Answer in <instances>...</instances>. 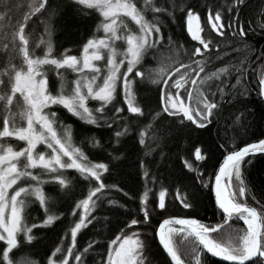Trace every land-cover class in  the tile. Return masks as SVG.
Wrapping results in <instances>:
<instances>
[{
    "label": "snow or ice",
    "instance_id": "obj_1",
    "mask_svg": "<svg viewBox=\"0 0 264 264\" xmlns=\"http://www.w3.org/2000/svg\"><path fill=\"white\" fill-rule=\"evenodd\" d=\"M74 2L95 10L100 16L96 33L83 45L79 57L69 54L70 50H65L60 57H56L50 39H41L37 45L46 46L42 56L31 50L30 36L26 34L27 21L32 15L44 10L48 3V0H32L29 5L30 12L13 31L7 66L0 70V113L3 121L0 129V242H3L0 246V264H16L12 254L19 246V238L23 236L26 243H31L35 239L33 229L51 226L60 218L52 211L51 197L45 192L44 186L58 184L61 190L69 189L72 181L66 172L72 169L87 182V195L78 200L73 209V216L77 215V209L80 210L79 220L70 228L71 244L67 246L66 254H63L62 247H57L48 258V264H70L69 257L74 255L77 235L92 223L89 216L97 207V201L100 199L98 194L108 187L102 179L104 173L109 171L108 165L93 162L88 158L83 149L74 142L72 126L59 121L53 106L66 109L72 116L88 125L100 127L103 123L111 128L108 111L111 108L114 114L122 112L120 107H116L122 87L123 102L127 105V111L134 115H143L133 89V77L145 78V73L140 71L138 66L147 52L156 48L162 40L158 19L154 16L153 20H149L146 13L149 10L157 13L164 9L156 8L153 0H144L143 6L138 5L137 0ZM236 3H242V0H236ZM180 10L184 11V8L181 7ZM199 21V15L188 9L187 32L191 39L199 42L204 52H207L211 41L203 38V28ZM221 21L219 12L215 16L209 13L208 22L211 29L219 36L224 35L225 26ZM45 32L50 36L47 24ZM101 32L103 36L98 35ZM235 34L234 32L233 35ZM239 35L246 36L242 27L239 29ZM7 47L5 45L6 50ZM204 52L200 47H196L191 55L203 56ZM178 56L177 50L176 60L171 63L162 62L158 68L150 70L148 78L152 84L164 85L160 89L163 112L169 116L182 115L181 123L190 121L197 129H204L211 123L210 118L218 104L209 100L207 95L196 87L197 79L190 77L193 73L195 77H200V74L205 72V61L192 60L186 64L181 62ZM167 59L172 60L171 57ZM16 60H19V63H16ZM176 64L179 66L176 67ZM181 69L184 71L181 72ZM236 70L241 71L240 68ZM50 72L56 74L58 86L55 89L50 82ZM70 73L73 74L72 79H69ZM227 74L229 67H221L204 76L200 83L204 84L213 78L220 79L222 75ZM5 76L7 82L3 79ZM240 82L241 77L238 76L237 84ZM189 83L192 87H188ZM260 85V96L264 97V78L260 80ZM172 89H175V92ZM182 89L187 94L189 103L182 98ZM92 101L97 102L98 106L90 107ZM17 117L21 123L17 122ZM146 131L145 129L140 132L141 145H145ZM127 132V124L122 131L117 130V142ZM9 137L23 142L24 146L17 149L12 144L5 143L4 140ZM90 143L93 147H99L100 144L95 137L90 138ZM39 146H44L43 150ZM257 153L264 154V139L238 150L228 151L214 173V184L211 180L201 181L203 187L214 193L215 205L223 214V224L206 225L198 219L181 217L167 218L159 224L155 234L173 264H185L174 241L177 235L182 236L184 254L189 256L194 264H205V251L228 264H248L250 261L253 264H264V205L258 210L247 204L244 199L247 185L242 170L245 162L251 163L245 161V158ZM195 158L198 161L207 159L200 148L195 149ZM184 163L185 167L192 170L191 163L187 160ZM143 166L141 163V167ZM144 175L147 176L148 173L145 172ZM149 192L150 190L146 189L140 197V211L143 213L142 222L145 225L150 222L147 210ZM166 195L165 189L158 193L160 210H166ZM176 199L184 209L195 206L186 196H181L179 191ZM37 202L43 209L45 218L40 225L29 224L27 211ZM230 221H243L246 227L223 232L225 225ZM140 223V220L133 218L127 227L131 228ZM214 233L217 235L213 236ZM139 236L137 232L123 235L122 230V234L108 245L106 264H144V242ZM91 247L92 244H89L84 252L74 255L76 264H82L84 253ZM58 254L62 255L58 257ZM32 264L36 262L33 261Z\"/></svg>",
    "mask_w": 264,
    "mask_h": 264
},
{
    "label": "trees",
    "instance_id": "obj_2",
    "mask_svg": "<svg viewBox=\"0 0 264 264\" xmlns=\"http://www.w3.org/2000/svg\"><path fill=\"white\" fill-rule=\"evenodd\" d=\"M29 3L30 0H0V52L5 50V53L0 54V70L7 66L13 31L29 13ZM137 3L143 6L144 0H137ZM153 5L164 9L157 13L151 10L146 13L147 19L153 20L154 16L158 19L162 40L156 48L147 52L138 66L145 73V78L133 77V89L143 115L127 111L121 89L116 107H120L122 112L114 114L111 108L108 111L111 128L103 123L100 127L88 125L62 107H53L59 121L72 126L74 142L88 158L109 167V171L102 177L108 187L98 194L100 199L97 207L89 216L92 223L77 235L74 255L84 252L92 244L91 249L84 253L82 264H106L108 245L122 234V230L123 235L133 232L140 234L139 238L144 242V264H170L155 239L158 224L171 217L194 218L206 225L220 224L222 216L213 202L212 193L209 188L203 187L201 181H212L228 151L264 138V100L260 96V80L264 74V0H242L239 4L236 0H153ZM181 7L184 11L180 10ZM188 9L199 15L202 36L206 41H211L207 52L187 32ZM210 12L213 16L220 13L221 22L225 26L223 36L212 31L208 22ZM99 22L100 16L95 10L78 5L73 0H48L46 8L27 21L26 34L30 36L31 50H36L39 55H42L44 47H36L38 42L50 39L56 57H60L65 50H70L69 54L79 57L83 45L96 33ZM46 24L50 36L45 32ZM241 27L246 33L244 37L239 35ZM5 45L8 46L7 50ZM196 47L201 48L203 56L191 55ZM177 50L178 58L183 63L201 59L205 61V72L200 77H195L194 73L190 77L197 79L196 87L209 100L218 104L210 118L211 123L204 129H197L190 121L181 123L182 116H169L163 112L160 89L164 85L152 84L148 78L150 70L158 68L162 62L171 63L176 60ZM168 57L172 60H168ZM15 62L19 63V60ZM175 66L178 67L179 64ZM226 66L229 67V74L200 83L204 76ZM237 68L241 71L238 72ZM238 76L241 77L239 84ZM49 78L55 89L58 86L55 72H50ZM188 87H192L191 83ZM172 91L174 92L173 89ZM181 92L182 98L189 103L187 94L183 89ZM89 106L96 107L98 104L92 101ZM2 124L0 113V129ZM126 124L128 132L117 142L115 133L117 130L122 131ZM145 129V145H141L140 132ZM92 137L100 142L99 147L92 146ZM4 142L17 149L23 147L18 141L5 139ZM196 148L201 149L206 160H196ZM185 160L193 165L192 170L185 167ZM245 161L251 163L245 162L242 165L247 185L244 199L249 206L259 210L264 205V154L249 157ZM145 172L148 173L147 176L144 175ZM66 175L72 181L69 189L61 190L58 184L44 186L45 192L51 197L50 207L60 218L51 226L33 229L35 239L31 243H26L23 236L19 238V246L12 254L16 264H32L33 261L36 264H48L52 252L67 242L70 228L79 220L78 212L76 216L72 215L73 209L78 200L86 197L88 185L76 171L67 170ZM93 184L95 185L94 181ZM146 189L150 190L147 201L150 222L147 225L142 222L143 213L140 211V197ZM161 189L167 190L166 210L158 207V193ZM178 191L181 196H186L189 202L194 203V208L182 207L176 199ZM110 201L115 203H109ZM44 218V211L38 202L27 211L29 224L40 225ZM133 218L141 223L128 228L127 225ZM241 227H245L242 221H232L223 232ZM174 241L185 264H194L184 254L182 236H175ZM74 255L69 258L70 264H76ZM204 261L205 264H226L205 253Z\"/></svg>",
    "mask_w": 264,
    "mask_h": 264
},
{
    "label": "rangeland",
    "instance_id": "obj_3",
    "mask_svg": "<svg viewBox=\"0 0 264 264\" xmlns=\"http://www.w3.org/2000/svg\"><path fill=\"white\" fill-rule=\"evenodd\" d=\"M74 1V0H73ZM32 3V0H30V3H29V5ZM29 12H30V8H29ZM100 34V36H103V33L101 32V33H99ZM19 42V41H18ZM197 42V41H196ZM197 43H199V42H197ZM40 44V41L38 42V44L37 45H39ZM37 45H36V47H37ZM44 48H43V53H42V55L44 54V51L46 50V46L45 45H42ZM32 51H34L35 53H36V55H38V56H42V55H39V53H37V51L36 50H32ZM81 52H82V50H81ZM81 52H80V55H81ZM2 53H5V50H3V51H1L0 52V54H2ZM79 55V56H80ZM0 63H2V62H0ZM7 77L5 76V77H3V79H6ZM73 78V74H69V79H72ZM7 80V79H6ZM121 90H122V87H121ZM174 90V92H175V89H173ZM122 95H123V91H122ZM126 105V104H125ZM54 107V106H53ZM126 108H127V105H126ZM66 110V109H65ZM18 111V110H17ZM67 111V110H66ZM70 114V113H69ZM182 116V115H181ZM76 118V117H75ZM17 122L18 123H21L22 121H20L19 120V117H17ZM6 139H8V140H14V141H16L14 138H11V137H9V138H6ZM19 142V141H18ZM20 143H22L23 144V142H20ZM23 146H24V144H23ZM40 148H41V150H43V148H44V146H39ZM69 171H75V170H72V169H69ZM79 209H77V212H78V218H79ZM222 222H223V219H222ZM222 222L220 223V224H222ZM232 222V221H231ZM242 223H243V221H242ZM230 225V224H229ZM228 225V226H229ZM227 226V227H228ZM226 227V228H227ZM246 227V226H245ZM224 230V229H223ZM129 235H131V234H129ZM0 243H2L3 244V242H0ZM71 244V234H70V232H69V237H68V240H67V242L65 243V244H63V246H62V248L64 249V253L63 254H66V249H67V246L68 245H70ZM60 255H62V254H58V257L60 256ZM70 258V257H69Z\"/></svg>",
    "mask_w": 264,
    "mask_h": 264
},
{
    "label": "water",
    "instance_id": "obj_4",
    "mask_svg": "<svg viewBox=\"0 0 264 264\" xmlns=\"http://www.w3.org/2000/svg\"><path fill=\"white\" fill-rule=\"evenodd\" d=\"M262 78H264V74H263V76H262ZM260 89H261V85H260ZM262 97V96H261ZM262 99L264 100V97H262ZM262 139H264V138H262ZM262 139H260V140H262ZM259 140H257V141H254V142H251V143H249V144H252V143H256V142H258ZM246 145H248V144H246ZM246 145H244V146H246ZM244 146H242V147H244ZM242 147H240V148H242ZM240 148H238V149H240ZM238 149H236V150H238ZM228 154V153H227ZM226 154V155H227ZM257 155H261V153H257L256 155H254V156H257ZM249 157H253L252 155H249L248 157H246L245 159H247V158H249ZM223 161V158H222V160H221V162ZM220 162V163H221ZM218 168H219V166H218ZM218 168H217V170H218ZM216 170V171H217ZM212 183L214 184V176H213V179H212ZM211 193H212V198H213V202H214V204H215V196H214V193L211 191ZM216 206V205H215ZM216 208H217V206H216ZM217 210L220 212V210L217 208ZM220 214H221V216L223 215L221 212H220ZM162 222V221H161ZM160 222V223H161ZM159 223V224H160ZM224 222H222V224H223ZM231 223V221L229 222V224ZM159 224H158V226L156 227V230L158 229V227H159ZM228 224V225H229ZM228 225H225V227H224V229L228 226ZM176 227H179V226H176ZM156 230H155V233H156ZM215 234V233H214ZM213 234V235H214ZM155 239H156V242H157V244H158V246H159V248L161 249V251L163 252V254L166 256V258L169 260V262H170V264H173V262L171 261V258L170 257H168V255H167V253L164 251V249H163V247L160 245V243H159V240H158V237L156 236V234H155ZM205 254L208 256V257H210V258H212V259H215V260H217V261H220V262H223V263H226V264H228V262H226V261H222L220 258H218V257H213V256H211V254L210 253H206V251H205ZM254 259H257V258H254ZM249 263H251V261L250 262H248V264Z\"/></svg>",
    "mask_w": 264,
    "mask_h": 264
}]
</instances>
